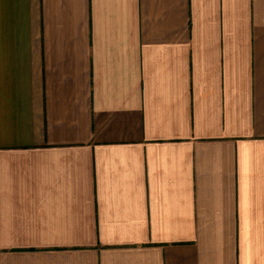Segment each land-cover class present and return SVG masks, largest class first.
Wrapping results in <instances>:
<instances>
[{
    "label": "crops",
    "instance_id": "1",
    "mask_svg": "<svg viewBox=\"0 0 264 264\" xmlns=\"http://www.w3.org/2000/svg\"><path fill=\"white\" fill-rule=\"evenodd\" d=\"M0 264H264V0H0Z\"/></svg>",
    "mask_w": 264,
    "mask_h": 264
}]
</instances>
